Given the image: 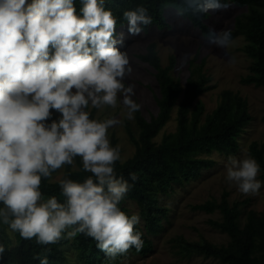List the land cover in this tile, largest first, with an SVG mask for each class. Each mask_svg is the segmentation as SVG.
<instances>
[{
  "label": "clouds",
  "instance_id": "clouds-1",
  "mask_svg": "<svg viewBox=\"0 0 264 264\" xmlns=\"http://www.w3.org/2000/svg\"><path fill=\"white\" fill-rule=\"evenodd\" d=\"M80 2L78 11L75 0H0V223L41 246L83 234L114 259L142 249L141 215L121 208L134 183L117 176L123 157L109 138L117 120L91 118L92 110L122 105L134 120L142 105L126 83L134 69L113 11L106 0ZM123 15L129 35L153 22L144 6ZM76 158L90 175L60 179L64 202L45 199L42 180ZM260 172L251 155L229 156L225 181L255 194L264 187ZM40 264H50L47 256Z\"/></svg>",
  "mask_w": 264,
  "mask_h": 264
},
{
  "label": "trees",
  "instance_id": "trees-1",
  "mask_svg": "<svg viewBox=\"0 0 264 264\" xmlns=\"http://www.w3.org/2000/svg\"><path fill=\"white\" fill-rule=\"evenodd\" d=\"M206 1L211 0H193L192 3L187 0H106L105 7L112 10L117 19V33L127 26L123 13L144 6L153 21L151 25L145 26L146 33L153 30L162 33L171 31L173 25L167 13L174 10L203 39L210 40L215 33L210 24L211 16L203 7ZM216 1L233 3L238 8L248 10L236 19L234 30L225 37L227 40L239 37L245 39L243 52L251 59V65L249 74L241 81L245 85L264 89V0H213ZM75 6L79 11L82 7L80 0H75ZM139 58L155 72L160 90L156 98L159 113L152 120H148L142 110L135 113L138 135L130 123L127 131L136 151L127 161H118L115 167L118 177L122 175L130 184L134 183L133 189L122 201L121 208L132 214L126 207L128 201L136 203L140 208L141 218L145 222L144 227L140 224L137 226V231L143 234L142 249L137 251L132 248L113 259L100 251L93 239L83 234L68 238L67 233L56 244L41 246L35 239H22L18 233L11 232L7 225L0 223V244L5 246L0 264H40L44 256H47L50 264H70L64 250L67 246L73 248L80 264H122L131 256L147 257L155 251L152 238L164 231L163 221L169 218V209L162 203L163 199L170 196L177 187H186L199 179L203 171L212 169L215 166L214 160L210 158L213 153L229 157L240 152V139L253 121L249 103L244 97L226 90L221 95L220 105L212 114L206 115L205 106L199 98L213 86L203 72V65L194 68L193 77L188 79L184 91L181 83L173 76L176 60L172 57L170 64L163 66L156 44H151ZM181 96L183 100L178 108L176 131L165 133L161 142H156L170 122ZM91 118H94L93 114ZM261 120L264 123V116ZM112 145H117L115 138L112 139ZM249 155L260 163L259 175L261 181H264V143L253 142L249 147ZM76 161L79 169L65 165L61 179L83 182L90 175L82 170L80 158H76ZM130 172L136 173L138 179L135 182L130 179ZM59 181L42 180L44 198L56 196L60 202L65 201ZM247 204V201L230 203L229 193L224 192L220 201L212 199L193 207V210L206 214L219 212L222 220H210L209 224L213 229L227 234L230 242L218 246L207 240L191 242L178 236L169 242L174 255L182 260L203 257L221 264H264V211L258 213L250 210L246 215V223L242 225L245 214L243 207Z\"/></svg>",
  "mask_w": 264,
  "mask_h": 264
},
{
  "label": "rangeland",
  "instance_id": "rangeland-1",
  "mask_svg": "<svg viewBox=\"0 0 264 264\" xmlns=\"http://www.w3.org/2000/svg\"><path fill=\"white\" fill-rule=\"evenodd\" d=\"M206 2L211 3V1ZM212 7L211 11L204 8L211 16L210 24L215 33V36L210 40L203 39L201 34L174 10L167 13L173 25L171 31L162 33L153 30L150 33L143 31L139 35H129L127 26L121 28L118 31V33L124 34L123 45L120 46L121 51H128L134 69L126 83L134 86L136 93L134 99L142 105L141 110L144 116L148 120H152L159 113L156 98L159 96L160 90L154 70L140 60V55H144L151 44H156L163 66L169 65L173 57L176 60L173 76L181 83L184 91L188 79L193 77L194 68L203 65V72L210 78L213 86L210 91L199 98L205 106L206 115L212 114L216 110L220 105L221 95L226 90L241 95L249 103L253 121L240 139V152L233 156L239 159L245 154L249 155V147L253 142L264 143V123L261 120L264 116V89L245 85L241 81L249 74L251 65V59L243 52L246 45L245 39L239 37L235 40H227L225 37L227 33L234 30L236 19L247 13L248 10L238 8L233 3L224 4L218 1L213 2ZM182 100L183 96L180 97L172 112L170 122L156 142L160 143L165 133L176 131L177 113ZM92 114L95 119L114 118L117 120L116 126L109 130V138L111 143L113 138L117 140L123 161L130 159L136 148L129 137L127 125L130 123L138 135L135 119H127L126 109L122 105H118L115 109L110 107L100 110L93 109ZM210 158L215 162L212 169L203 171L199 179L186 187H177L170 196L163 199L162 203L169 209V218L163 221L164 231L152 238L155 244L154 253L147 257L131 256L122 264H221L216 260L203 257L182 260L174 255L169 242L173 238L183 236L191 242L207 240L218 246L227 245L230 242L229 236L213 229L209 224L210 220L221 221V214L219 212L206 214L193 210V207L212 199L220 201L223 193L228 192L230 203L248 202L243 207L245 214L242 217V225H244L246 215L250 210L258 213L264 211V187L255 194L245 195L239 192L235 184L230 185L225 181V165L228 156L213 153ZM74 169H79L77 161H75ZM64 172L65 166L53 176V182L59 181ZM257 179L261 180L260 175ZM126 207L131 213H140V208L134 202H126ZM140 225L142 227L145 225L142 218ZM10 235H12L11 232ZM64 250L70 264H80L73 248L67 246Z\"/></svg>",
  "mask_w": 264,
  "mask_h": 264
}]
</instances>
